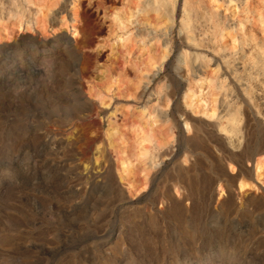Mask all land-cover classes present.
<instances>
[{
    "label": "rangeland",
    "instance_id": "374dc122",
    "mask_svg": "<svg viewBox=\"0 0 264 264\" xmlns=\"http://www.w3.org/2000/svg\"><path fill=\"white\" fill-rule=\"evenodd\" d=\"M258 161L264 0H0V264H264Z\"/></svg>",
    "mask_w": 264,
    "mask_h": 264
},
{
    "label": "bare ground",
    "instance_id": "6f19581e",
    "mask_svg": "<svg viewBox=\"0 0 264 264\" xmlns=\"http://www.w3.org/2000/svg\"><path fill=\"white\" fill-rule=\"evenodd\" d=\"M122 4H124V3L122 2ZM99 5L102 6V8L104 9L105 12L111 13L113 21L119 20L121 14H122V8H123L122 5L111 4V5L104 6L102 1L99 2ZM164 56H165V52L162 54L161 57L163 58ZM109 57L112 59V68H111L112 72L115 74H121L122 70H124V63H125L123 57L121 56V47L113 44V46H111V54ZM100 76H102V75H100ZM207 84L209 86L207 87L206 92H203L201 94V96L197 97V96H194L193 93L187 92L184 96V102H185V105L189 108V110L192 113H201L202 112L201 114H203L207 117L213 118L217 114V107H216L215 98L213 96H211V91H212V88L210 86L211 83L208 82ZM202 86H203V82H202ZM205 95H207V96H205ZM110 136H111V134H110ZM95 142H97V140ZM146 155H147L146 149L142 146L141 151L139 152V158L145 157ZM128 160H129L128 158H122V160L118 164V167L120 166L119 170H118L119 171L118 178L121 181L126 179V175L124 173L127 170ZM263 171H264V165H263V163L258 161L255 165L256 177L258 178V176H260Z\"/></svg>",
    "mask_w": 264,
    "mask_h": 264
}]
</instances>
